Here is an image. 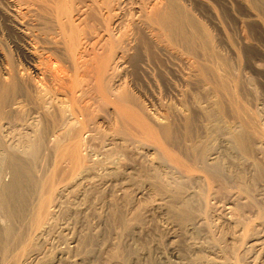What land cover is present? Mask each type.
Returning a JSON list of instances; mask_svg holds the SVG:
<instances>
[{
	"label": "rangeland",
	"instance_id": "374dc122",
	"mask_svg": "<svg viewBox=\"0 0 264 264\" xmlns=\"http://www.w3.org/2000/svg\"><path fill=\"white\" fill-rule=\"evenodd\" d=\"M166 1L66 0L88 67L75 90L81 147L68 144L77 125L63 99L30 112L18 101L0 128L6 150L57 196L25 242L27 264H264V9L169 0L185 44L156 23ZM25 2L0 0V78L26 72L9 20ZM10 222L0 213V227L18 228Z\"/></svg>",
	"mask_w": 264,
	"mask_h": 264
},
{
	"label": "bare ground",
	"instance_id": "6f19581e",
	"mask_svg": "<svg viewBox=\"0 0 264 264\" xmlns=\"http://www.w3.org/2000/svg\"><path fill=\"white\" fill-rule=\"evenodd\" d=\"M64 2H66V0H27V2L22 4L27 7L24 13L20 11L16 13L14 9L9 10V14L11 15L9 20H11L10 22H12V24H15L17 32L19 31L22 35L20 36L23 38L21 41H24L23 44H25L26 47L25 50L23 49L24 53L22 54L23 69H25L23 71L26 72L24 73L22 71L23 73H18V68H15L16 72L13 68V70L10 69L11 71L7 69L5 70L7 72H4V75H2L3 78H0V128H2V125L6 121H8L7 125L9 121H12L10 120V117H12L11 109H13L11 106H14L18 101L29 107L27 111L30 112L35 111L34 107L35 109L38 107L36 105L37 102H40V105H42L41 103L44 105H52L53 103L55 104L58 99H63V101L58 100L60 102H57L61 106H65L63 109L61 108L62 113L67 112L69 117L76 121L75 125L77 126H74V129L70 130L69 128L68 130V144L71 146V149H75L76 151L82 145L80 136L83 133H81V131L85 130V125L83 122L77 120V114L81 111H79V106V109L76 107L78 102H76L77 100L75 99V90H78L77 85L78 87L82 85L81 82V85L79 84V77L84 76L85 79V77L88 76H85V73L88 74L85 68L88 67H83L84 64H81V66L77 62L78 53L76 48L80 46L77 45L79 39L77 29L79 28L75 25L76 22L74 23L70 15L72 9L70 10L71 12L67 10L69 7L67 6L66 9L67 2ZM251 2L255 5H260L264 9L262 1L251 0ZM166 4V7L162 9V11L159 10L158 14L156 13V17L154 15L157 20L156 23L158 22L157 25L166 29L171 35L180 37L183 42L187 44L188 37L184 33V26L182 24L183 19H181L183 13L181 9L177 7L173 1L167 0ZM20 6L21 5H19V7ZM33 6L36 7L34 10L31 9ZM19 7L15 8L18 10ZM81 46H83V44ZM84 50H86V48ZM81 57L82 56H80V58ZM56 62L63 65L67 64L68 68L65 67L70 69L69 72L60 68V66H54ZM11 66L12 65H9V68ZM80 80L82 81V79ZM31 107H33V109ZM52 107L53 106H51V108ZM43 109L41 108L40 110L42 111ZM54 111L56 112V110ZM46 116L44 115L42 117L44 121H42L44 127L41 131L43 139L48 137L49 130L52 128L51 125L49 128ZM49 119L51 122L53 121L52 123L55 122L54 118L50 117ZM0 137H2V135H0ZM2 139L4 140L3 137ZM2 139L0 138V148L2 150H6V148L9 149L8 146H10V148L13 146L9 145L10 143L7 142L8 145L6 147V141ZM42 144L48 145L45 141ZM9 150H6L7 152L4 151V157H1L2 160L0 159L2 161L1 166L3 172L8 171L10 175L9 181L5 183L2 181L4 178H2L3 174L0 169V213L7 223H11L10 220L14 219L18 224V228L13 229L11 226H4V228L0 227V264H27L30 260V256L34 255L32 251L30 252L31 249L28 252L23 249L26 244L25 242L26 240L29 241L33 239V237L40 232L39 230H41L42 225L41 227L39 226L42 220L44 219L43 221L45 222L46 216H50V214L54 212L51 211V208L54 209L57 205L55 203L57 201H54L57 199V196H54V194H56L54 191L50 190V192L45 190V192L43 189L40 190L41 188L38 186L41 185H38L35 181L30 169L26 167L21 158H18L19 155L14 156L12 152L10 154ZM172 214L173 217H176L175 213L172 212ZM80 245L83 246L86 245V243L84 242ZM17 252H19V255ZM13 254H17L18 256H13Z\"/></svg>",
	"mask_w": 264,
	"mask_h": 264
}]
</instances>
